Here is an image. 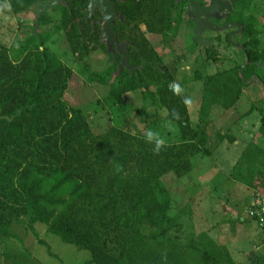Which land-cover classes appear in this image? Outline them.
Listing matches in <instances>:
<instances>
[{"label":"trees","instance_id":"16d2710c","mask_svg":"<svg viewBox=\"0 0 264 264\" xmlns=\"http://www.w3.org/2000/svg\"><path fill=\"white\" fill-rule=\"evenodd\" d=\"M4 4L11 12H1ZM33 4L0 0V14H18ZM161 5V0H128L118 6L122 21L114 19L111 30L117 41L126 43L131 69L117 71L116 61L105 54V63H89V54L104 53V46L94 22L99 12L77 24L85 0H64L41 13L38 24L50 26L37 31L38 39L29 26L20 42L0 41V234L25 217L29 226L43 224L61 242L85 251L90 264H234L225 249L211 242L197 247L170 235L179 223L171 213L174 192L166 179H179L191 170V158L206 150V126L235 104L249 80L258 78L264 87V73L256 76L258 61L264 60V48L258 47L264 24L252 23L247 30V60L208 74L191 70V79L201 82L196 122L191 124L183 92H173L172 74L144 35H176L181 14L158 12ZM51 37L64 39L69 65L47 48ZM204 52L203 60H215L211 47ZM70 65L85 82L108 87L100 104L122 114L121 123L95 132L82 109L64 100ZM136 91L141 98L155 99L164 115L134 107L126 118L124 95ZM262 105L257 133L264 139ZM128 118H136L143 128ZM158 119L175 127V138L163 139L157 154L145 134L147 126L157 130ZM215 133L219 140L231 141L227 133ZM257 149L263 160L264 152ZM253 150L248 145L242 155Z\"/></svg>","mask_w":264,"mask_h":264},{"label":"rangeland","instance_id":"374dc122","mask_svg":"<svg viewBox=\"0 0 264 264\" xmlns=\"http://www.w3.org/2000/svg\"><path fill=\"white\" fill-rule=\"evenodd\" d=\"M34 6L18 14H0V41L6 45L16 44L26 38L31 29L32 12ZM1 12H11L7 5H3ZM262 15L259 21H263ZM50 24H37L38 32H46ZM191 33L188 28L179 27L176 35L162 39L158 34L147 33L146 38L164 59L166 68L172 74L175 84L180 85L184 102L186 104L188 118L191 124L196 122L198 100L201 91V82L191 79V70L203 69L205 73H212L232 64L241 63V58L235 54L234 58L215 57V60H203V54L197 61H192L190 52L187 54L185 48L191 46ZM258 47L264 48V30L258 34ZM47 48L57 55L61 61L69 65L71 56L67 52L66 43L63 38L51 37L46 43ZM190 45V46H189ZM227 51H230L228 48ZM175 55H183L179 61H173ZM229 55V54H228ZM108 58L100 51L91 52L88 61L91 64L105 63ZM105 61V62H104ZM259 66L256 76L264 73V60L258 61ZM73 73L67 82L63 93L64 100L71 106H79L87 115L91 128L100 132L110 123H121L122 114L112 112L101 105L107 94V86L87 83L75 67L70 65ZM124 100L129 106L126 118L134 107H142L147 112H157L161 117L165 111L161 109L155 99L141 98L138 91L126 93ZM264 93L255 78L248 81L242 87L241 94L235 104L228 108L223 115L212 122L218 132L235 133L234 125L253 121L258 124L259 110L263 107ZM255 106L248 113H244L250 106ZM257 119V121H256ZM132 120L138 129L143 128L142 123L135 118ZM157 130L147 126L148 130L158 132L166 141L175 138V127L168 120H157ZM210 127V142L214 147L206 153L191 158V170L179 179L170 177L166 183L174 192L172 199V210L175 220L179 223L177 229L173 228L170 235L177 234L182 242L189 241L197 247L208 245L211 242L215 247L225 249L234 264H264V231L246 217L243 192L234 187L231 179V168H227L225 161L220 156L230 152L231 147L228 139L219 140L214 127ZM255 127V125L253 124ZM165 130L171 135H166ZM257 131V130H256ZM257 133H253L251 142L255 148H261L264 152V139L255 141ZM249 140V138H247ZM209 143V142H208ZM243 145V144H242ZM239 144L237 148L241 149ZM212 146V145H211ZM216 147V149H215ZM226 147L225 149H223ZM249 147H254L250 144ZM222 148V149H221ZM212 151V152H211ZM260 168L253 170L264 171L263 163ZM235 172L238 170L235 168ZM248 169V168H247ZM251 170V169H250ZM249 170V171H250ZM248 171V173H249ZM234 174V172H232ZM187 198V199H186ZM182 203V205H181ZM182 206V207H181ZM180 209V210H179ZM85 251L73 245L61 242L56 236L46 232L45 226L35 223L29 226L25 217L14 221L6 230V234H0V264H90Z\"/></svg>","mask_w":264,"mask_h":264},{"label":"flooded vegetation","instance_id":"af4514ba","mask_svg":"<svg viewBox=\"0 0 264 264\" xmlns=\"http://www.w3.org/2000/svg\"><path fill=\"white\" fill-rule=\"evenodd\" d=\"M35 1L44 2L46 0H33V2ZM108 1L111 2L113 9L118 13V15H120L121 10L118 9V6L120 5L122 6L128 0H108ZM161 1H162V5L161 8L159 7L158 12H167V13L179 12L181 14L180 17L181 20L178 24V28L179 27L188 28V32L191 33V37H190L191 46L189 45L190 46L189 49L186 48L187 54L189 53V51L192 50V52H190L189 54L191 59H194L195 57L200 56L202 54L204 56L205 55L204 49L211 47V49L216 52V54H214L215 57L222 56L223 58H228V60H230L229 58H234L235 56V54L233 53H236L241 58V61L247 60L246 46H245L248 43L247 30H249V26L252 23L264 24V20L259 21L261 16L262 15L264 16V0H161ZM86 4H87V0H85V6ZM33 6L35 9L36 6L34 4ZM85 6L82 8L83 13H84L83 9L85 8ZM52 9L47 8L44 10V12L46 10L52 11ZM94 12H99L97 7L95 6L93 8V13ZM99 17H100V12H99V16L96 19H98ZM114 19L122 21V16L121 19H119L118 17H114L113 20ZM198 19H205L207 20V23L213 26L212 29H207V28L203 29L202 37L208 40L209 45L207 47H200L199 50H197V43L193 39L194 22L197 21ZM139 28L144 31V24L139 23ZM147 33L149 32L144 33L145 37ZM117 42L119 43V41ZM120 43H124V46L126 48L125 42L121 41ZM102 44L104 46V54L108 56V58L113 59V56L116 55V59L114 61H116L115 65L117 69V64L121 56L119 51L122 50V48L120 47L116 48V46L113 44L112 48L114 52L110 53V52H105L106 49L105 45L104 43ZM228 48L230 49V51H227Z\"/></svg>","mask_w":264,"mask_h":264},{"label":"crops","instance_id":"0c3cea01","mask_svg":"<svg viewBox=\"0 0 264 264\" xmlns=\"http://www.w3.org/2000/svg\"><path fill=\"white\" fill-rule=\"evenodd\" d=\"M257 119H258V124H259V116L257 117ZM253 124L255 125V127L253 126ZM258 124L256 125V123L251 121L249 122V125H248L246 121L244 122V124H239L238 126L234 125L235 133L233 134H228L227 132L220 131V133H227L228 136H230L231 138V141H229L230 146L227 148L229 149L231 147L230 152H227V155L225 156V152L221 151V153H224V154L220 156V159L222 161H225L227 168H231V174L228 177L231 179L232 183H234V187L238 188L240 191L243 192V197L245 199L246 204L249 203L251 196L254 193H259L260 195H264V171L261 172L258 169L256 171L253 170V168H260L259 165L263 163V160L260 157L262 156L261 152L257 148L255 149V147H258V146H256L254 142H251V138L254 137L253 133L254 132L257 133L256 130L258 128ZM211 126H213L212 123H209L206 126V134L208 136L207 144L209 145L208 150H210L211 147H214L215 145L212 142H210V139H209L210 138L209 130ZM213 127L214 129L212 131H218V129H216L215 126ZM247 138H249V140H247ZM260 140H262V137L259 136L257 133L255 137V141L259 143ZM239 144L240 145L243 144L241 149L237 148ZM250 144L254 145L253 147L254 150L252 154L247 155L246 157L242 155V153L244 151V148L248 147V145ZM225 148L226 147H224L223 149ZM235 168L238 169L236 172H235L236 170ZM232 172H234V174H232Z\"/></svg>","mask_w":264,"mask_h":264},{"label":"water","instance_id":"95a60500","mask_svg":"<svg viewBox=\"0 0 264 264\" xmlns=\"http://www.w3.org/2000/svg\"><path fill=\"white\" fill-rule=\"evenodd\" d=\"M64 0H46L44 2L41 1H35L34 5L36 6L35 11L32 12V34L37 38V24H38V18L41 15V13L44 12L45 9H52L53 6L56 4H63ZM97 7V9L100 12V17L96 19V23L100 25V41L104 43L105 45V52L113 53L114 50L112 48V45L114 44L116 48L120 47L122 50L119 51L121 54L120 60L117 64V70H120L121 68L131 69L132 67L128 64V53L126 51V48L124 46V43H118L116 38L114 37V34L111 30L112 22L114 17H118L121 19V16L118 15V13L113 9V6L110 1L108 0H87V4L85 8L83 9L84 15L77 20V24L79 23L80 19H87L91 16L93 13V8ZM204 28L212 29L213 26L209 23H207V20L205 19H198L194 22V41L197 43V50H199L200 47H207L209 45V42L207 39L202 37V31ZM38 39V38H37ZM116 59V55L113 56V60ZM256 81L260 84L262 89L264 90V87L262 83L258 80V78H255Z\"/></svg>","mask_w":264,"mask_h":264},{"label":"built area","instance_id":"2783aa9c","mask_svg":"<svg viewBox=\"0 0 264 264\" xmlns=\"http://www.w3.org/2000/svg\"><path fill=\"white\" fill-rule=\"evenodd\" d=\"M246 217L252 220L256 226L264 231V195L254 193L249 203L245 206Z\"/></svg>","mask_w":264,"mask_h":264},{"label":"clouds","instance_id":"9594fccd","mask_svg":"<svg viewBox=\"0 0 264 264\" xmlns=\"http://www.w3.org/2000/svg\"><path fill=\"white\" fill-rule=\"evenodd\" d=\"M170 87L175 94H177V95L181 94L182 89H181L180 85L174 83L173 85H170ZM187 102H188V98L186 97L185 103H187ZM173 116L176 119L179 118V114L175 111L173 112ZM145 135H146V139L148 142L154 143V145H155L154 151L158 154L161 147H163L165 145L163 138L160 137L158 132H155L153 130H148ZM119 170H120V168L118 167L117 171H119Z\"/></svg>","mask_w":264,"mask_h":264}]
</instances>
